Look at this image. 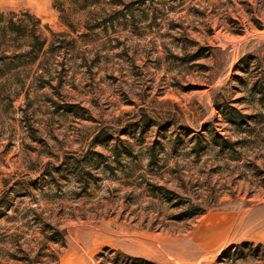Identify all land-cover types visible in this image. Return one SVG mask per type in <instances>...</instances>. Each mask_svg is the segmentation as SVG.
Returning <instances> with one entry per match:
<instances>
[{"label":"rangeland","instance_id":"1","mask_svg":"<svg viewBox=\"0 0 264 264\" xmlns=\"http://www.w3.org/2000/svg\"><path fill=\"white\" fill-rule=\"evenodd\" d=\"M0 264H264V0H0Z\"/></svg>","mask_w":264,"mask_h":264},{"label":"bare ground","instance_id":"2","mask_svg":"<svg viewBox=\"0 0 264 264\" xmlns=\"http://www.w3.org/2000/svg\"><path fill=\"white\" fill-rule=\"evenodd\" d=\"M224 43H229L230 41L226 37L217 36Z\"/></svg>","mask_w":264,"mask_h":264},{"label":"trees","instance_id":"3","mask_svg":"<svg viewBox=\"0 0 264 264\" xmlns=\"http://www.w3.org/2000/svg\"><path fill=\"white\" fill-rule=\"evenodd\" d=\"M85 4H83V6H84ZM10 27H12V24H11V26ZM45 40V39H44ZM44 40H42V42L40 43L41 45L44 43Z\"/></svg>","mask_w":264,"mask_h":264}]
</instances>
